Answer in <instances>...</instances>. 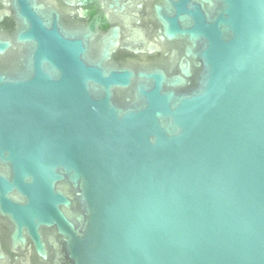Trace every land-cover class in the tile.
Wrapping results in <instances>:
<instances>
[{
    "label": "water",
    "instance_id": "obj_1",
    "mask_svg": "<svg viewBox=\"0 0 264 264\" xmlns=\"http://www.w3.org/2000/svg\"><path fill=\"white\" fill-rule=\"evenodd\" d=\"M0 264H264V0H0Z\"/></svg>",
    "mask_w": 264,
    "mask_h": 264
},
{
    "label": "flooded vegetation",
    "instance_id": "obj_2",
    "mask_svg": "<svg viewBox=\"0 0 264 264\" xmlns=\"http://www.w3.org/2000/svg\"><path fill=\"white\" fill-rule=\"evenodd\" d=\"M105 1V0H104ZM90 6V5H89ZM103 13H106V11L104 10V12Z\"/></svg>",
    "mask_w": 264,
    "mask_h": 264
}]
</instances>
